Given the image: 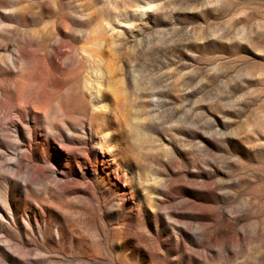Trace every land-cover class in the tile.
Instances as JSON below:
<instances>
[{"label": "rangeland", "instance_id": "1", "mask_svg": "<svg viewBox=\"0 0 264 264\" xmlns=\"http://www.w3.org/2000/svg\"><path fill=\"white\" fill-rule=\"evenodd\" d=\"M0 264H264V0H0Z\"/></svg>", "mask_w": 264, "mask_h": 264}]
</instances>
